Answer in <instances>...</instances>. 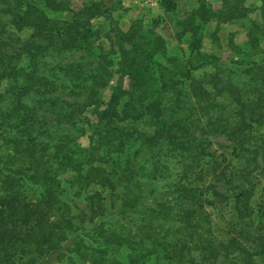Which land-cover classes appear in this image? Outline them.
<instances>
[{
  "label": "trees",
  "instance_id": "16d2710c",
  "mask_svg": "<svg viewBox=\"0 0 264 264\" xmlns=\"http://www.w3.org/2000/svg\"><path fill=\"white\" fill-rule=\"evenodd\" d=\"M242 1L221 0L219 9H212L208 0H198L196 15L201 24L188 28L191 49L199 50L200 28L212 17L222 23L244 18L247 12L240 7ZM67 3L68 0H11L7 10L12 25L17 31L29 29L30 34L14 44V38L10 35L2 38L0 32V80L20 70L17 62L21 57L33 62L42 51L72 50L78 48L81 39H86L90 32L86 26L100 13V3L91 1L78 10L68 8ZM161 4L166 10L175 7L172 0H162ZM261 6L264 20V0ZM65 10L72 11L70 20L46 13ZM146 39L136 26L118 39V72L128 75L132 85L129 91L121 93L122 97L127 95L128 101L122 107L124 114L116 117L137 120L148 116L153 122L145 117L149 120L148 129L143 125L140 131L138 127L130 131L109 121L99 131L96 144L82 150L81 163L74 155L77 150H68L67 138L56 135V141H49L43 137L46 122L35 121V106H29L17 95L6 110L0 108V136L8 149L0 157V264H61L64 260L70 264H103L112 243L138 250L130 264L150 256L161 258V264H236L246 251L243 242L251 243L254 254L264 255V234L257 227L231 223L233 229L238 226L237 235L226 231L223 239L215 238L212 213L203 209L199 198L194 197L193 179L159 182L167 174L163 173L168 169L163 160L169 156L176 157L173 166L178 171L185 160L212 155L207 148L209 143L204 144V134L226 135L238 141L241 149L257 142L260 135L253 133L252 124H264V90L254 88L252 96L244 99L241 89L233 85L226 88L227 97H231L226 105L217 99L216 93L195 80L192 75L198 66L195 61L177 79L169 77L155 87H146L144 79L152 73L145 65L151 56L144 46L156 43ZM25 77L41 80L31 73ZM184 79L189 81L188 100L182 102L177 98L163 106L165 92ZM94 82L98 84L95 79ZM22 90L24 95L28 87ZM95 90L92 89V97L96 96ZM114 93L111 97H118ZM132 100L139 105L132 109L133 114H126ZM64 116L66 119L58 123L72 122V113ZM104 117L100 115V119ZM203 119L207 120L206 127L200 125ZM130 140L138 141V149L130 151L127 145ZM140 154L144 158L141 162L137 160ZM223 157V154L219 159L214 156L209 165L211 176L218 183L224 180L220 169ZM83 164L88 165L85 174L80 173ZM66 168L78 173L80 187L99 185L104 194H91L73 212L69 203L57 199L54 191L59 172ZM29 182L35 187H29ZM226 182L229 187V181ZM158 184L165 186L161 198L158 191L149 189L150 185ZM168 194H173L175 208L169 205ZM240 194L241 191L236 194L238 200ZM111 214L118 219L117 223L123 222L121 228L129 229L130 223L135 229V239L108 223ZM244 260L248 261L245 258L240 261Z\"/></svg>",
  "mask_w": 264,
  "mask_h": 264
},
{
  "label": "rangeland",
  "instance_id": "374dc122",
  "mask_svg": "<svg viewBox=\"0 0 264 264\" xmlns=\"http://www.w3.org/2000/svg\"><path fill=\"white\" fill-rule=\"evenodd\" d=\"M91 1L100 3L101 10L90 19L86 26L90 32L85 40L81 39L78 48L63 52L45 50L33 62L21 57L17 62L20 70L0 80V108L6 110L17 95L29 106H35V121L46 122L42 127L43 137L49 141H56V135L67 138L68 150H77L74 155L80 163L82 150L96 144L99 131H103L109 121L131 129L130 131L133 127H138L140 131L143 125L148 129L146 122H153L148 116L137 120L118 118L124 114L121 112L122 107L128 101L127 95L122 97L121 93L129 91L132 85L128 75L118 72V39L132 26L138 27L147 41L156 42L144 46L151 56L145 65L148 72L152 73V76L144 79L146 87H155L159 81H165L169 77L177 79L185 72L189 63L195 61L198 65L192 71L195 80L216 93L217 99L226 105L231 101V97H227L229 95L226 88L233 85L241 89L244 99L252 96L251 90L254 88L264 90V20L261 16V0H243L240 3V7L247 12L244 18L222 23L212 17L203 24L200 28L201 46L197 51L191 49L188 28L201 24L196 15L198 0H172L175 3L173 10H166L161 4L162 0H68L67 5L70 9L78 10ZM208 1L212 9H219L221 0ZM8 5L11 6V0H0L1 37L10 35L14 38V44H17L28 38L30 30H16L7 10ZM46 13L61 20L72 18L71 10ZM30 73L41 80H26L25 75ZM94 79L98 84H95ZM43 82L46 84H42ZM188 84L187 79L177 82L174 88L165 92L162 105L168 106L177 98L186 102L189 97ZM27 87L26 94L21 95L22 89ZM92 89H96L95 97H92ZM218 91L223 92L220 94ZM113 93L118 97H111ZM132 102L125 110L126 114H133L132 109L139 105L135 100ZM105 111H108V115ZM67 113H72V122L58 123V120L66 119L64 115ZM100 115L105 117L100 119ZM202 121L200 125L206 127L207 120ZM252 131L260 136L257 142L253 139L254 142L243 149L238 146V141L228 139L226 135L215 132L204 134V144L209 143L207 148L212 155L185 160L178 166V171L173 166L176 157L169 156L163 160L168 169L163 172L167 174L159 182L178 178L193 179V195L199 198L203 209L211 211L213 235L219 240L226 237V231H232L236 235L239 233L238 226L233 229L230 225L235 222L245 223L246 227H257L264 234V124L253 123ZM127 145L130 151L139 146L136 140H130ZM7 153V145L0 136V157ZM221 154L224 155L220 159L224 180L218 183L211 176L209 165L214 156L219 159ZM142 156L140 154L137 157L139 162L144 159ZM107 165L110 168L108 163ZM87 167L88 165H81L80 173L85 174ZM77 175L70 168L63 169L58 174V187L54 190L57 199L69 203L73 212L91 194H104V188L99 185L80 187ZM226 180L229 181V187ZM29 187H35V184L29 182ZM163 187L165 186L162 184L150 185L149 189L158 191V197L161 198ZM239 191L240 200L236 196ZM168 199L171 202L169 205L175 208L173 194H168ZM111 216L108 223L112 227L119 228L117 231L135 239V229L130 223L129 229L121 228L123 222L117 223L118 219L113 214ZM243 243L246 251L242 252L238 262L242 258L248 261H240L239 264H250L253 261L255 264H264V255L254 254L251 243ZM137 251L126 245L109 244L103 264H130ZM157 259L159 258L155 256L138 258L136 264H161L163 260ZM61 264L70 263L64 260Z\"/></svg>",
  "mask_w": 264,
  "mask_h": 264
}]
</instances>
